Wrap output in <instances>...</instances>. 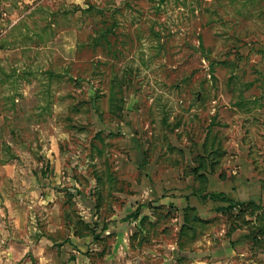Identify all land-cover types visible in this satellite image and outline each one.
Listing matches in <instances>:
<instances>
[{
	"label": "rangeland",
	"instance_id": "374dc122",
	"mask_svg": "<svg viewBox=\"0 0 264 264\" xmlns=\"http://www.w3.org/2000/svg\"><path fill=\"white\" fill-rule=\"evenodd\" d=\"M242 230L264 239V0H1L0 251L190 264Z\"/></svg>",
	"mask_w": 264,
	"mask_h": 264
},
{
	"label": "crops",
	"instance_id": "0c3cea01",
	"mask_svg": "<svg viewBox=\"0 0 264 264\" xmlns=\"http://www.w3.org/2000/svg\"><path fill=\"white\" fill-rule=\"evenodd\" d=\"M239 232L234 233L227 242L223 241L221 244L210 242L212 245L208 244L210 246L199 249L198 254L193 259L194 261L190 264H264V239L256 241L254 238L245 235L244 230ZM233 241L234 244H232ZM2 242L4 243V240ZM17 243V241L11 240L10 249L0 251V264L30 263L26 255L18 251V248L20 251L22 250V246ZM24 248L28 249L29 247L26 245ZM16 249L19 253L13 254L11 250Z\"/></svg>",
	"mask_w": 264,
	"mask_h": 264
},
{
	"label": "trees",
	"instance_id": "16d2710c",
	"mask_svg": "<svg viewBox=\"0 0 264 264\" xmlns=\"http://www.w3.org/2000/svg\"><path fill=\"white\" fill-rule=\"evenodd\" d=\"M0 3H1V0H0ZM210 198L213 199V200H216V201L229 202L230 203V207H234L235 206V203L232 202L230 199H228L227 196L224 193L211 195ZM245 205H250V206L257 207L256 203L253 202V201H250V202H248ZM242 206H244V204H242ZM257 208L260 209V207H257ZM135 215L137 216L138 214H135Z\"/></svg>",
	"mask_w": 264,
	"mask_h": 264
}]
</instances>
